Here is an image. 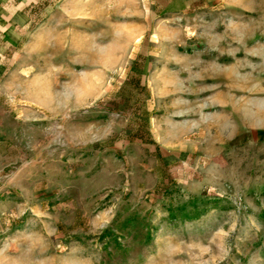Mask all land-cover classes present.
Here are the masks:
<instances>
[{"label": "rangeland", "instance_id": "obj_1", "mask_svg": "<svg viewBox=\"0 0 264 264\" xmlns=\"http://www.w3.org/2000/svg\"><path fill=\"white\" fill-rule=\"evenodd\" d=\"M0 264H264V0H0Z\"/></svg>", "mask_w": 264, "mask_h": 264}]
</instances>
